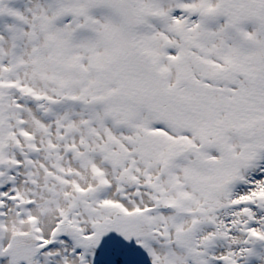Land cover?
Listing matches in <instances>:
<instances>
[{
	"label": "snow or ice",
	"instance_id": "1",
	"mask_svg": "<svg viewBox=\"0 0 264 264\" xmlns=\"http://www.w3.org/2000/svg\"><path fill=\"white\" fill-rule=\"evenodd\" d=\"M0 264H264V0H0Z\"/></svg>",
	"mask_w": 264,
	"mask_h": 264
}]
</instances>
